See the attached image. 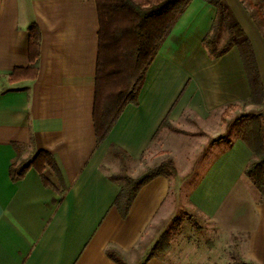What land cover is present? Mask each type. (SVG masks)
Instances as JSON below:
<instances>
[{
  "label": "crops",
  "instance_id": "0c3cea01",
  "mask_svg": "<svg viewBox=\"0 0 264 264\" xmlns=\"http://www.w3.org/2000/svg\"><path fill=\"white\" fill-rule=\"evenodd\" d=\"M226 2L252 44L264 89V41L238 0ZM214 16L209 3L190 1L150 63L137 105L128 104L96 145L95 1L0 0V264H192L172 261L171 244L148 257L180 205L218 233L239 236L241 257L264 264V202L244 173L251 152L231 126L222 128L226 115L250 109V89L236 48L211 58L202 44ZM31 26L40 37L36 75L12 80L30 64ZM38 150L54 158L63 197L34 168L10 179V164ZM165 159L174 175L145 183L122 217L113 205L121 182L108 178L105 164L122 171Z\"/></svg>",
  "mask_w": 264,
  "mask_h": 264
},
{
  "label": "trees",
  "instance_id": "16d2710c",
  "mask_svg": "<svg viewBox=\"0 0 264 264\" xmlns=\"http://www.w3.org/2000/svg\"><path fill=\"white\" fill-rule=\"evenodd\" d=\"M98 17V52L94 82L92 121L96 145H100L128 104L137 105L138 93L146 71L176 19L191 0H94ZM215 9L209 33L202 44L211 58L237 49L250 89L245 101L250 109L231 123L235 138L250 150L244 173L253 183L264 202V89L252 44L228 6L226 0H203ZM246 10L264 41V0H238ZM39 32L29 28V66L14 69L12 80L33 79L37 72ZM245 104V105H246ZM235 108L234 106H231ZM168 126L165 119L161 127ZM16 148V146H15ZM109 151L125 162V152L111 144ZM29 168H34L45 186L63 197L67 187L52 155L44 150L33 152L24 160L15 159L9 166L12 181L20 180ZM173 162L165 159L138 178L108 174L111 180H121L113 205L124 217L138 190L152 178L172 176ZM169 231L155 241L148 257L162 256L170 250Z\"/></svg>",
  "mask_w": 264,
  "mask_h": 264
},
{
  "label": "rangeland",
  "instance_id": "374dc122",
  "mask_svg": "<svg viewBox=\"0 0 264 264\" xmlns=\"http://www.w3.org/2000/svg\"><path fill=\"white\" fill-rule=\"evenodd\" d=\"M261 9L264 14V6ZM239 113L237 109L226 115L222 128L225 130L227 126L229 127ZM219 133L215 137L224 134L221 131ZM111 158L110 156L108 159ZM149 162L140 163L134 167L129 166L122 171L109 162L105 164V169L112 174H119L121 178L125 176L138 178L158 165H150ZM120 182L122 183L121 180ZM162 228L157 231L156 236L161 230L169 231V242L173 252L172 261L179 257L192 264H251L241 257L244 253V243L239 236L232 239L218 233L209 222L189 209L183 208L182 205H180V211L174 214V218L164 223Z\"/></svg>",
  "mask_w": 264,
  "mask_h": 264
}]
</instances>
